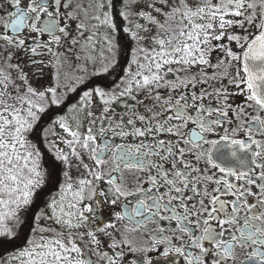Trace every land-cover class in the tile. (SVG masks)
Here are the masks:
<instances>
[{
  "label": "snow or ice",
  "instance_id": "1",
  "mask_svg": "<svg viewBox=\"0 0 264 264\" xmlns=\"http://www.w3.org/2000/svg\"><path fill=\"white\" fill-rule=\"evenodd\" d=\"M139 3L120 0L118 8L115 0H0V247L23 235L28 220L22 213L34 203L41 184L33 163L39 149L26 143L29 134L40 131L42 113L66 107L70 99L67 90L61 96L59 88L33 89L20 65L11 63L16 54L40 57L51 51L70 60L68 53L89 27L104 26L135 41L140 57L134 61L137 71L112 93L102 86L77 102L74 110L88 119L83 133L78 123L73 130L63 119L55 120L70 138L48 133L53 155L68 165L65 199L50 204L51 215L41 217L49 227H41L19 256L0 257V264H264V0H150L151 11L142 12L135 7ZM232 29L252 34L224 35ZM25 30L51 39L29 47L27 37L17 38ZM226 41L238 45L242 55H235ZM103 42L111 55L115 41L105 37ZM87 47L92 48L91 42ZM26 66L45 65L35 60ZM69 88L75 93L72 84ZM233 97L246 103L234 106ZM97 98L105 106L103 116L88 108ZM190 125L195 127L189 130ZM129 140L138 142L113 144ZM207 145L217 152L232 148L234 157L244 153L239 173L221 170L228 180L206 174L198 164L211 156ZM109 152L119 165L115 175L124 168L142 175L123 183L113 173L105 179ZM206 164L217 167L211 159ZM73 166L86 178L73 183ZM130 196L139 197L135 211L127 214L131 227H93L86 218L93 202L97 208L104 203L115 208ZM157 218L176 226L149 233L151 239L143 243L131 239ZM115 219L125 217L117 213Z\"/></svg>",
  "mask_w": 264,
  "mask_h": 264
},
{
  "label": "flooded vegetation",
  "instance_id": "2",
  "mask_svg": "<svg viewBox=\"0 0 264 264\" xmlns=\"http://www.w3.org/2000/svg\"><path fill=\"white\" fill-rule=\"evenodd\" d=\"M118 8L120 5V0H115ZM136 8H139V10L142 12L144 8H148L149 11H151V5L149 0H140L139 4L135 5ZM142 9V10H141ZM34 23V21H29V24L31 25ZM115 23L117 26L121 24V21L119 17L117 16ZM73 27H75V24H73ZM236 33L241 36H249L252 34L251 31H245V30H236L232 29L228 34ZM220 34V33H217ZM76 33H73V36L75 37ZM108 35H112L116 39V43H118L120 47V51L115 55V51L111 55H109L106 45L104 44V38ZM224 35H226L224 33ZM126 35L121 33L120 35H114L112 34L108 28L104 26H97L95 29H93L91 26L89 27L88 32H86L82 38V42L73 50V52L68 53L69 59H66V57L61 54L59 57H57L53 52L49 51L47 54L42 55L40 57H33L31 55H22L19 52L16 54V58L11 62L13 65L19 64L20 67L24 70V74L28 76V81L30 83V86L37 90V91H43L48 88H59V94L61 96L64 95L65 91L67 90V95L70 98L68 105L66 107H62L57 110L55 107L48 108V110L44 113H42L39 116V129L40 131L37 132L38 138H36L37 146L39 147L40 153L42 154V149H44L46 146L45 144V136H46V122L50 121L51 119L55 118L59 114L63 113H74L77 116V122L81 125L82 132L84 129L88 126V119L86 118L85 112L81 111H75L74 109L77 106V102L83 99V96L93 89H101L103 88L107 89L109 93H112L114 90H116L117 85L121 84L122 82H127L129 71L126 67L127 62L124 61V55L131 59L133 56L136 58L134 61H139L140 57L137 55L138 53V46L136 45L135 41H133L130 37L125 38ZM20 37H27L28 40V46L30 47L32 43L35 41H39L41 44H45L48 40L51 39V36L49 35H37L36 33H31L30 31H22L20 33V36L17 37L18 39ZM91 42L92 48L89 49L87 45ZM226 43L227 47L233 51L235 55H242L243 50L236 45L235 43H232L230 41L222 42ZM54 47V46H50ZM127 47L131 48V52L126 54L124 49L126 50ZM57 52H66V49H60L56 48ZM124 51V52H123ZM222 55V53H214L213 56ZM35 60H41L44 63V67L37 66L35 69L32 67L26 66V61L31 62ZM134 61L130 62L133 63ZM217 61L215 59L212 60V63H216ZM8 61H5V67L4 71H8L7 65ZM135 64V63H134ZM57 65H62L61 67H58ZM74 65V67H73ZM114 65V66H113ZM239 67V65H237ZM80 69H83V71H78ZM40 72V78L37 79L35 76H33V71ZM69 72H71V75H69ZM12 74H16V70L13 67ZM79 76V79H78ZM57 77H59V84L57 83ZM72 84L76 91L75 93L72 92V90L69 88V85ZM28 84H25L24 87H28ZM162 95H167L166 91L162 90ZM173 95H178V93H173ZM64 102L63 100L61 101ZM39 103V101H37ZM151 103V101H149ZM207 104V101L204 102ZM246 101L243 99V97H233V105L237 104H244ZM47 108L48 106L45 105ZM104 105L100 103L99 98H97L93 103L89 104L88 108L92 112H94L98 116H103L104 113ZM117 111H122L121 109L117 108ZM111 115V114H110ZM195 125H190L189 130L194 128ZM226 127H229L226 125ZM41 133H44V135H41ZM37 136V135H36ZM244 134H240L237 136V139L243 138ZM187 137H185L186 139ZM211 140L217 139L216 136H210L208 137ZM31 139V138H30ZM164 139H174V137H164ZM138 141H113V144H127L132 143L135 144ZM208 148V151L211 153L210 157H205L204 160L200 161L198 166L201 168H206L207 173L210 174L215 172L214 179L216 177H220L224 180H228L229 177L224 176L221 170L224 172L232 171L233 173H239V165L241 163V157H243L245 154L242 152H237L236 156L234 157L232 155L233 149L226 147L223 152H217L215 149H212L210 145L206 146ZM219 147V146H218ZM112 151H115L113 148ZM44 157V156H43ZM195 159V158H193ZM208 159H211L212 163H215L217 165L216 169H212L210 165L206 164V161ZM92 163L91 161H89ZM119 167L116 160L113 158L112 153L109 152L106 166H105V179L108 178V173H113V178L121 183L125 182L126 179H131V177L135 175H142L137 170L134 169H128L124 168L119 175H115L116 169ZM232 183H236L237 180L235 177L231 179ZM135 182L133 181V184ZM108 187L107 185H104V187ZM150 185H146L148 187ZM242 186V185H241ZM210 187L215 188V185H210ZM46 193V192H45ZM231 199V198H228ZM37 202L35 203L34 209V216L32 217L31 214L28 216V226L24 228L23 235L21 238L15 243L8 246L0 247V251L2 248H6V251L11 253H17L19 251H24L32 240L35 239V237H38L40 235V228L43 227V219L40 216V209L43 205L42 203V196L39 195L38 199H36ZM139 201V197L137 196H130L128 200H123L116 205L115 208L110 207L108 203H106V223H114L118 224L120 228L125 227H131V224L128 222L127 214L129 212L135 211V204ZM32 211V212H33ZM117 213H120L124 215L125 219L123 221H117L115 219V216ZM40 216V217H38ZM88 219V215L86 217ZM146 218V216L144 217ZM38 221V223H37ZM45 226V224H44ZM176 225L173 223L172 225H169L166 221L161 222L157 218L156 223H150L146 225L143 229L140 230V233H138L136 236L131 237L134 241H139L140 243H143L145 238L151 239L149 236V233H158L159 228L161 227H175ZM213 227H218L217 225L213 224ZM17 227H19L17 225ZM44 228V227H43ZM203 226H201V229ZM35 229L34 235H30V230ZM199 234V233H198ZM178 235V234H177ZM43 238V237H41ZM107 243V241H105ZM82 247H85L83 244ZM85 250L87 251V248L85 247ZM3 252V251H2ZM93 260H95V256L92 257Z\"/></svg>",
  "mask_w": 264,
  "mask_h": 264
},
{
  "label": "rangeland",
  "instance_id": "3",
  "mask_svg": "<svg viewBox=\"0 0 264 264\" xmlns=\"http://www.w3.org/2000/svg\"><path fill=\"white\" fill-rule=\"evenodd\" d=\"M150 1V0H149ZM151 5V3H150ZM142 10V9H141ZM236 30H241V29H236ZM229 33V32H228ZM228 33H225L226 35H229ZM107 37H110L111 39H113L115 41V47H114V51H115V55L120 51V47L118 45V43H116V39L112 36V35H108ZM125 38H128L127 36H125ZM107 48V45H106ZM125 53L128 54L131 52V48L127 47V49L125 50ZM123 51V52H124ZM127 56V55H126ZM124 55V61L127 62V69L129 71V73L132 72H136L137 68H136V64L130 63L132 61H134V59H136L134 56L129 59L128 57H126ZM77 116L74 113H63V114H59L57 115L55 118L51 119L50 121L46 122V140H45V146L47 148H49L50 152H51V159L54 161V168H57V172L55 174V176H57V185H55L54 187H52V182H51V177L49 174V169L46 166L47 161L49 159H47V157H43L40 153L39 150V155L33 158V163H35V167L37 169V171L40 173L42 180H41V184L39 189L37 190V197L34 200V203L29 205L26 209H24L22 215L28 220L29 219V215L31 214L32 217L34 216V211L32 209H34L35 207V203L37 202L36 199H38V196L41 195L42 196V203L43 205L41 206L40 209V216L41 217H47L49 215H51L50 209H49V205L52 203H56L58 201H61L63 199H65V193H64V188H65V173L67 171H69L68 169V165L62 163L61 161L57 160L56 157L53 155L52 152V148H53V142L51 139L48 138V133L50 131H55L56 132V137L55 139H59L61 136L64 137V139L66 140H70L69 137H67L65 134H63L60 129L56 126L55 124V120L56 119H63L64 121H66L69 125L72 126L73 130H75V125L78 123L77 122ZM82 132V129H81ZM83 133V132H82ZM37 135V136H36ZM36 135H31L29 134V140L26 143H31L34 147H37L39 149V147L37 146L36 143V138H38V134ZM31 138V139H30ZM63 151L67 154V149H63ZM87 163L91 164L89 161H86ZM23 166V165H21ZM32 164H29V167H31ZM56 170V169H55ZM55 172V171H54ZM53 172V173H54ZM71 177H72V182L75 183V181H77L78 179H82V178H86L84 176L83 173L78 174L76 172L75 166L72 167L71 169ZM22 187V185H21ZM106 188V186H105ZM49 190V191H48ZM46 192V193H45ZM71 194H68V198H70ZM101 200L103 201V198H101ZM93 213L88 214V221L89 223L93 226V227H99L101 223L106 224V203L103 204L102 208H97L95 206V202H93ZM33 211V212H32ZM57 211H59V205L57 207ZM0 215H3V209L0 208ZM38 216V217H40ZM98 217H102V220H98ZM5 224L8 225L9 227H11L12 225L8 223L7 220H5ZM45 224V226H44ZM53 228H56V225L53 223L51 225ZM17 227V226H16ZM43 227L47 228L49 227L48 221L43 219ZM57 231H60V229H56ZM84 229H81V232H83ZM76 235H79V233H77ZM3 251V252H2ZM22 251H19L17 253H11L6 251V248H2L0 251V257H3L5 259H12L15 256H19L20 253ZM17 264H20L19 261H17ZM26 264V262H25Z\"/></svg>",
  "mask_w": 264,
  "mask_h": 264
},
{
  "label": "trees",
  "instance_id": "4",
  "mask_svg": "<svg viewBox=\"0 0 264 264\" xmlns=\"http://www.w3.org/2000/svg\"><path fill=\"white\" fill-rule=\"evenodd\" d=\"M42 154L44 157L46 156L47 159H49L47 161L46 166L49 169V174H51L50 177H51L52 187H54L58 183L57 176H55V174L57 172V168L56 167L54 168V161L51 159V152H50L49 148L45 147L44 149H42Z\"/></svg>",
  "mask_w": 264,
  "mask_h": 264
},
{
  "label": "bare ground",
  "instance_id": "5",
  "mask_svg": "<svg viewBox=\"0 0 264 264\" xmlns=\"http://www.w3.org/2000/svg\"><path fill=\"white\" fill-rule=\"evenodd\" d=\"M56 109V108H55ZM58 110V109H57Z\"/></svg>",
  "mask_w": 264,
  "mask_h": 264
}]
</instances>
